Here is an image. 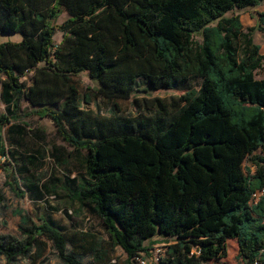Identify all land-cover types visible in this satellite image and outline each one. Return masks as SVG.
Listing matches in <instances>:
<instances>
[{
	"label": "trees",
	"instance_id": "1",
	"mask_svg": "<svg viewBox=\"0 0 264 264\" xmlns=\"http://www.w3.org/2000/svg\"><path fill=\"white\" fill-rule=\"evenodd\" d=\"M263 2L0 0V35L22 36L0 43L7 114L23 99L71 147L87 151L84 175L72 182L77 198L131 263L152 250L145 242L162 237L173 241L159 264H215L230 240L241 264H264V195L251 205L264 189V151L256 155L264 149V54L240 17ZM63 12L68 19L57 25ZM258 22L264 31V11ZM32 71L25 86L21 78ZM83 72L97 84L84 94L75 80ZM190 78L201 79L199 90L146 101L153 116L101 118L87 110L100 99L117 107L139 80L159 91ZM248 156L254 173L244 168ZM17 215L21 236L0 233L7 264L38 261L49 244L64 264H83L53 221ZM91 251L104 264L101 246L93 242Z\"/></svg>",
	"mask_w": 264,
	"mask_h": 264
},
{
	"label": "rangeland",
	"instance_id": "2",
	"mask_svg": "<svg viewBox=\"0 0 264 264\" xmlns=\"http://www.w3.org/2000/svg\"><path fill=\"white\" fill-rule=\"evenodd\" d=\"M264 11V2L258 7L244 9L240 13L241 21L245 29L253 28L254 43L260 46L261 54H264V31H259L258 14ZM68 19L67 13L63 12L57 25ZM20 34H1V42H20ZM62 41V33L57 31L54 36L55 44ZM262 71L257 72V78H261ZM32 73L27 78H21L26 86L31 84ZM5 76L0 74V82ZM80 92L94 89L97 85L86 73H81L75 78ZM140 86L129 100L109 103L98 100L89 109L101 118L109 117H137L139 115L153 116L155 110H146L145 103L153 98L170 101L171 97H180L190 90H199L201 79L190 78L176 82L172 90L154 91L149 88L145 80H139ZM144 88L148 91L145 92ZM2 86L0 83V118L7 117L11 121L24 125L25 135L20 136L22 145L12 144L9 135V125L0 123V135L3 140L5 155H0V233L20 237L19 211L28 215L36 224L43 220H51L60 227L68 237V251L76 254L83 264H99L95 262V255L91 251V244L96 242L106 253L104 264H133L128 260L127 254L120 247L113 248L109 234L102 224L101 219L92 210L79 203L77 198L78 182L84 175V160L86 150H75L63 137L58 134L57 128L46 118H40L34 112L25 107L24 100L19 102V118H10L7 114L1 98ZM137 100L138 103L134 101ZM35 135L37 138H35ZM21 139L19 141H21ZM17 141V138H16ZM15 143V142H13ZM264 149L257 151L259 156ZM245 170L255 167L248 156L244 161ZM172 239L162 237L155 241L144 243L146 248H151L150 256H147L148 264H157L156 258H161L165 252V246ZM145 255V254H144ZM115 262V263H114ZM0 264H7L5 258H0ZM13 264H64L59 259L55 249L49 244L41 259L33 261L29 258H20ZM215 264H241L238 259V245L235 240L228 241L227 255Z\"/></svg>",
	"mask_w": 264,
	"mask_h": 264
},
{
	"label": "crops",
	"instance_id": "3",
	"mask_svg": "<svg viewBox=\"0 0 264 264\" xmlns=\"http://www.w3.org/2000/svg\"><path fill=\"white\" fill-rule=\"evenodd\" d=\"M29 85L30 84H28V86ZM24 103H25V107H28L30 110H33V111L36 110L35 108L31 107L30 104L27 101H24ZM19 108H20V106H19ZM19 108L17 109V112L15 113V115H10L11 116L10 118H13V120H15V118H19V116H18V113H19V110H20ZM6 115H7V113H6ZM46 119H48V118H46ZM10 123H11V121H9V123L6 124V125L10 126L8 132H9V135H10L12 141L15 142V143L12 142V144L16 145V148H18V145H22V139H21L20 136H24L25 135V130L23 128L24 125L22 126L21 124H18L17 122H14L11 125H10ZM16 138H17V141H16ZM35 138H37L36 135H35ZM20 139H21V141H19Z\"/></svg>",
	"mask_w": 264,
	"mask_h": 264
},
{
	"label": "built area",
	"instance_id": "4",
	"mask_svg": "<svg viewBox=\"0 0 264 264\" xmlns=\"http://www.w3.org/2000/svg\"><path fill=\"white\" fill-rule=\"evenodd\" d=\"M264 195V189L262 190H257L255 191L253 194H252V199H251V205H256L259 203L260 199L262 198V196ZM151 251V250H150ZM150 251H149V254L146 255L147 256H150ZM164 255V254H163ZM146 257H138L136 258V264H148L147 263V259ZM160 257V256H159ZM157 257L156 258V263L159 264L160 262V258Z\"/></svg>",
	"mask_w": 264,
	"mask_h": 264
}]
</instances>
